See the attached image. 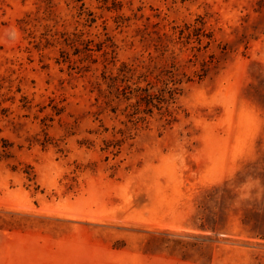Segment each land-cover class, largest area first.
<instances>
[{"label": "rangeland", "instance_id": "obj_1", "mask_svg": "<svg viewBox=\"0 0 264 264\" xmlns=\"http://www.w3.org/2000/svg\"><path fill=\"white\" fill-rule=\"evenodd\" d=\"M0 264H264V0H0Z\"/></svg>", "mask_w": 264, "mask_h": 264}]
</instances>
